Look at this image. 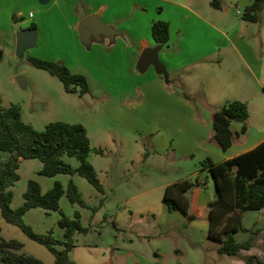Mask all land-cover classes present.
Instances as JSON below:
<instances>
[{"label":"rangeland","instance_id":"rangeland-1","mask_svg":"<svg viewBox=\"0 0 264 264\" xmlns=\"http://www.w3.org/2000/svg\"><path fill=\"white\" fill-rule=\"evenodd\" d=\"M228 1L235 8L232 9L228 20L233 27L240 30L239 24L244 20L243 3L249 0ZM1 2L0 105L9 107L19 104L23 120L37 130H44L48 123L58 120L83 124L88 130L93 148L89 161L96 168L104 187L102 194L78 173L59 174L54 177L42 175L40 170L43 163L39 159H26L21 162L18 170L20 180L11 188L12 207L18 208L24 203V193L30 180L39 182L43 192L50 190L56 181H60L64 189H67L73 180L88 206L72 204L67 194H64L60 201L61 210L69 218H75L78 211L82 224L90 228L88 233L75 234L78 247L74 249L73 256L78 258L77 264H235L233 257L217 251L221 243L209 238L208 231L198 226L191 227L192 221L198 222L199 225L209 224L210 209L219 197L216 183L208 170L199 169L202 172L199 175L192 173L202 160L214 156L213 145L209 147L213 152L210 155L194 146H186L193 148V152L184 155L174 150L179 147H174L176 143L168 150L165 144L173 138L176 139V133L181 135L178 127L180 124L177 122L179 120L172 125L173 115L168 117L163 113L146 111L120 115L113 111L117 105H125L120 96L110 99L102 92L83 96L78 92H66L58 77L29 61L31 56L45 59L46 53L54 52L50 47H43V14L38 10V7H43V3L40 0H0ZM35 3L38 6H34ZM238 10L242 14H238ZM30 19L37 22L41 20L40 37L36 43L27 40L20 48L17 32L25 26H31L34 22ZM66 22L67 19L62 21V29L66 28ZM247 25L245 33L249 39L252 38L253 32L257 35L261 32L264 36V8L260 21ZM254 42L257 46L259 44L258 50L262 52L261 41ZM83 58L85 59L71 60L66 66L72 72L76 71L86 77L99 74L104 76L105 73L109 75L114 68L124 71L122 65H112L104 59L101 65H98L95 59L90 61L87 56ZM232 58L234 61L226 56L225 71L231 68L229 65L233 64L232 62H237L233 67L242 71L238 76L241 80L246 76L243 68L245 64L240 61L239 56ZM19 76H23L24 85L17 81ZM122 76L123 74H118L116 77ZM163 78L165 83L167 81V86H172L166 80L165 74ZM235 80L236 77L233 76L231 83H235ZM240 80H236L237 87L232 92L226 90L224 98L213 97L214 106L217 108L224 106L227 98H246L249 95L253 100L248 132H240L233 144L234 149L239 150L250 147L260 137L258 132L264 131V85L259 86L252 77L247 82ZM119 83H113L114 89L122 86ZM93 84L96 88L94 80ZM200 84L201 81L197 80L189 83L195 87ZM187 94L197 108L199 105L196 102L201 105L208 101L200 91L194 95L189 92ZM142 95L138 91L133 96L142 100ZM127 100V103L130 102V99ZM147 104L151 111H156L154 107L166 106L167 102L154 98L149 99ZM210 110L206 116L207 121L212 123ZM195 116L197 117L196 114ZM198 117L205 125L203 115L199 114ZM198 117L197 120L200 121ZM211 138L209 136V144ZM217 148L224 153L219 146ZM96 149H102L103 153H97ZM1 158H6V154L0 153ZM64 160L74 168L80 165V160L75 157L65 156ZM198 177L200 181H206V184H197L189 191L190 214L187 216L181 210L170 211L163 198L169 183L182 178H192L196 181ZM204 200L207 201L203 203ZM96 208L97 210H94ZM198 213L201 216H198ZM192 217L195 219L190 220ZM61 218L59 211L47 212L41 208H33L24 216L25 222L36 233L45 234L52 231L53 236L59 240L64 239L65 234V229L59 224ZM256 221L259 227L264 226V208L247 211L242 217L243 225L250 228ZM235 236L238 241L248 238L246 232H239ZM21 251L30 254L33 252L27 246Z\"/></svg>","mask_w":264,"mask_h":264},{"label":"crops","instance_id":"crops-1","mask_svg":"<svg viewBox=\"0 0 264 264\" xmlns=\"http://www.w3.org/2000/svg\"><path fill=\"white\" fill-rule=\"evenodd\" d=\"M212 1L49 0L47 3H43V7H38V10L43 14V47H50L54 50V52L46 53L45 59L62 61L68 65L71 60L85 59L83 57L87 56L90 61L95 59V63L98 65H101L103 59L106 63L112 65H122L124 71L114 68L109 75L105 73L104 76L100 74L99 76H87L93 94L102 92L110 99H115L116 96L124 99L125 105H117L116 108H113L114 113H120L121 115L146 111L163 113L168 117L171 114V116L173 115L172 125L175 124L177 119L179 120L177 122L180 124L178 127L181 135L176 133V139L171 138L172 140L165 144L168 150L173 146V143H176L174 147L177 145L179 147L174 148V150L184 155L193 152V148H187L191 146L210 155L213 152L209 147L213 145L212 148L215 149V154L210 157L214 161L220 162L234 158L263 142L264 131L258 132L260 137L250 147L239 150L234 149L233 145L226 151L223 150V153L217 148L219 145L215 140L213 122L207 121L208 116L206 115H209L208 112L211 108L210 111L213 117V112L217 109L214 106L213 97H223L227 89L232 92L237 87L236 80H240L238 76L242 71L237 67H233L237 62L235 64L232 62L233 64L229 65L231 68L225 71L226 56L232 61H234L232 56H239L240 61L245 64L243 68L246 76H243L240 81L247 82L252 77L256 79L259 86L263 87L264 36L261 32L258 35L253 32L252 38L249 39L245 33L248 27L247 23H254L243 20L239 24L241 29L237 30L228 20L232 9H235L232 4L228 0H216L218 5L216 7L212 4ZM253 1L244 2L243 8ZM34 6L38 5L35 3ZM92 14L97 15L103 23L113 26L121 35H118L114 42H111L107 37L98 41L93 38L90 46L86 47L79 36V25L85 17ZM66 19L67 26L62 29V21ZM156 20H165L170 24V41L165 46L157 45L152 37V24ZM30 21L34 22L37 27L34 42L36 43L37 38L40 37L42 22L41 20H38V22L32 21V19ZM30 28L31 26H25L19 31ZM255 40L261 41L262 52H259V44L257 46ZM148 48L157 51L158 58L163 64L162 69H159L152 62H149L145 67L139 66L141 54ZM66 49H68V53ZM95 70L98 71V68L95 67ZM118 74H123L122 78H117ZM163 74L172 86L169 84L167 86ZM124 75H127V77H124ZM233 76L236 77L235 83H231ZM93 80L96 88L93 86ZM192 80L201 81V84L197 87L191 86L189 83ZM117 81L122 86L114 89L112 85ZM138 91L143 94L142 100H137L138 98L133 96ZM199 91L202 96H206L208 101L201 105L196 102L200 107L197 108L191 103L192 101L186 100L183 94L189 92L194 95ZM154 98L165 100L167 105L156 106L154 107L156 111H151L147 103L149 99L153 100ZM127 99H130V102L127 103ZM231 100L246 102L251 117L253 100L249 95L246 98L242 96L233 99L227 98L225 104ZM196 108L203 115L205 125L201 120H197L195 116ZM232 126L235 131L240 132L242 123L233 122ZM187 129H191V131L185 132ZM209 136L212 137L210 139L211 144L208 143ZM199 169L200 164L192 173L199 175L202 173ZM206 201L204 200L203 203ZM197 215L201 216L200 213ZM192 218L190 220L195 219V217ZM257 223L258 221L251 227L260 230L256 245L249 250H242L239 257H233V263L247 264L245 258L255 255L259 258L260 264H264V226L259 227ZM197 226L202 227L209 233V224L199 225L196 221L191 222V227ZM246 234L249 237L250 233L246 232ZM76 247H78L77 244ZM75 248L70 252L72 264L78 263V258L76 260L73 256Z\"/></svg>","mask_w":264,"mask_h":264},{"label":"trees","instance_id":"trees-1","mask_svg":"<svg viewBox=\"0 0 264 264\" xmlns=\"http://www.w3.org/2000/svg\"><path fill=\"white\" fill-rule=\"evenodd\" d=\"M216 7V0L212 1ZM264 8V0H254L245 7L242 18L246 21L258 23ZM36 30L33 23L31 28ZM152 37L157 45L165 46L170 41V24L165 20H156L152 24ZM29 61L36 67L48 71L58 77L63 83L66 92L81 96L91 94L88 78L84 74L72 72L64 62L30 57ZM184 98L191 101L187 93ZM200 113L196 108V115ZM199 118V117H198ZM250 118L249 106L241 100L228 101L224 106L213 112L214 136L219 147L226 151L241 133H247ZM201 120V118H199ZM242 123L241 131H235L232 123ZM93 148L87 128L81 123L53 121L46 125L44 130H37L23 120L22 108L19 104L9 107L0 105V153L6 158L0 159V208L2 216L10 223L22 228L34 239L45 243L56 255L55 264H72L70 252L76 247L75 234L88 233L90 228L81 222V215L77 211L75 218L63 214L60 201L67 194L72 204L87 207L77 185L70 181L64 189L60 181L47 192L35 180H30L24 193L25 201L18 208L12 207V187L20 180L18 170L26 159H39L43 163L40 174L54 177L59 174L78 173L85 177L95 188L104 193V187L98 177L94 165L89 161ZM102 154V149H96ZM64 156L75 157L80 165L74 168L64 160ZM200 170H208L216 183L219 197L210 209L209 233L211 239L221 244L217 248L220 254L239 257L242 250H249L256 245L259 229L246 228L242 223L243 214L250 210L264 208V141L255 148L246 151L234 158L216 162L208 156L200 163ZM197 184H206V181H196L192 178H183L169 184L164 193V201L170 211L181 210L185 215L190 214L191 200L189 191ZM41 208L50 211H59L62 218L59 221L65 229L64 239L53 236L52 231L45 234L36 233L25 220V214L33 209ZM94 210H97L94 209ZM2 228L0 226V232ZM249 232L247 239L238 241L236 234ZM24 244L18 240L7 241L0 235V264H44L33 254L18 253ZM247 264H260L257 256L245 258Z\"/></svg>","mask_w":264,"mask_h":264},{"label":"water","instance_id":"water-1","mask_svg":"<svg viewBox=\"0 0 264 264\" xmlns=\"http://www.w3.org/2000/svg\"><path fill=\"white\" fill-rule=\"evenodd\" d=\"M49 0H40L41 3H47ZM121 35L113 26L103 23L100 18L95 15H89L85 17L79 25V36L81 41L89 46L92 42V39L102 40L104 37L109 38L111 42L116 40V37ZM35 42L36 32L33 29H25L18 32V45L20 48L23 47V44L27 41ZM149 62L155 64L159 69L163 68V64L160 62L157 51L153 48L145 49L140 57L139 66L145 67ZM17 81L22 85L25 84L23 76H19ZM0 226L2 228L0 235L7 241L18 240L31 249L33 252L31 254L35 255L37 258L43 261L44 264H55L56 255L51 250L49 246L45 243H42L30 235H28L22 228L17 225H14L8 222L2 216V210L0 208ZM18 253H23L21 250H18ZM30 254V253H28Z\"/></svg>","mask_w":264,"mask_h":264},{"label":"built area","instance_id":"built-area-1","mask_svg":"<svg viewBox=\"0 0 264 264\" xmlns=\"http://www.w3.org/2000/svg\"><path fill=\"white\" fill-rule=\"evenodd\" d=\"M238 14H242V12L240 10H238Z\"/></svg>","mask_w":264,"mask_h":264},{"label":"flooded vegetation","instance_id":"flooded-vegetation-1","mask_svg":"<svg viewBox=\"0 0 264 264\" xmlns=\"http://www.w3.org/2000/svg\"><path fill=\"white\" fill-rule=\"evenodd\" d=\"M14 240V239H13Z\"/></svg>","mask_w":264,"mask_h":264}]
</instances>
